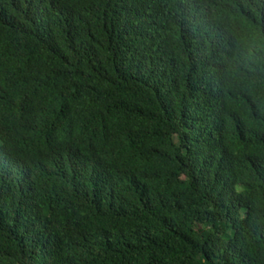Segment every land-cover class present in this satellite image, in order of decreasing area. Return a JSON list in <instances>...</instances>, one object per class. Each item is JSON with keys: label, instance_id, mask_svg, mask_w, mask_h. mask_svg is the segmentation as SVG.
Returning <instances> with one entry per match:
<instances>
[{"label": "trees", "instance_id": "16d2710c", "mask_svg": "<svg viewBox=\"0 0 264 264\" xmlns=\"http://www.w3.org/2000/svg\"><path fill=\"white\" fill-rule=\"evenodd\" d=\"M0 264H264V0H0Z\"/></svg>", "mask_w": 264, "mask_h": 264}, {"label": "bare ground", "instance_id": "6f19581e", "mask_svg": "<svg viewBox=\"0 0 264 264\" xmlns=\"http://www.w3.org/2000/svg\"><path fill=\"white\" fill-rule=\"evenodd\" d=\"M4 63V62H3Z\"/></svg>", "mask_w": 264, "mask_h": 264}]
</instances>
